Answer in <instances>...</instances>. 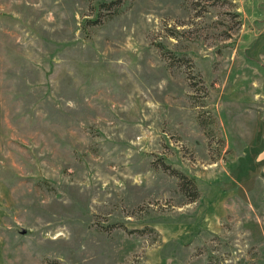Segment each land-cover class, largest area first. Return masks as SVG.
<instances>
[{
    "label": "rangeland",
    "instance_id": "1",
    "mask_svg": "<svg viewBox=\"0 0 264 264\" xmlns=\"http://www.w3.org/2000/svg\"><path fill=\"white\" fill-rule=\"evenodd\" d=\"M0 264H264V0H0Z\"/></svg>",
    "mask_w": 264,
    "mask_h": 264
},
{
    "label": "trees",
    "instance_id": "2",
    "mask_svg": "<svg viewBox=\"0 0 264 264\" xmlns=\"http://www.w3.org/2000/svg\"><path fill=\"white\" fill-rule=\"evenodd\" d=\"M181 178H183V181H184V183L181 185L182 186V188H183V191L184 192H186L188 195H190L189 194V191H188V187H187V184L186 183H189V181H187V179H186V177H181ZM191 196V195H190ZM192 198V200H194L196 197H195V195L193 194V196H191Z\"/></svg>",
    "mask_w": 264,
    "mask_h": 264
}]
</instances>
